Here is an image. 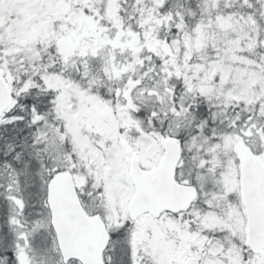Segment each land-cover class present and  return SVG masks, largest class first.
I'll return each instance as SVG.
<instances>
[{"label": "snow or ice", "instance_id": "obj_1", "mask_svg": "<svg viewBox=\"0 0 264 264\" xmlns=\"http://www.w3.org/2000/svg\"><path fill=\"white\" fill-rule=\"evenodd\" d=\"M0 264H264V0H0Z\"/></svg>", "mask_w": 264, "mask_h": 264}]
</instances>
